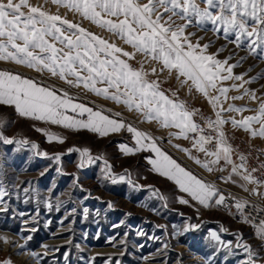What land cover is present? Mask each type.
<instances>
[{
	"label": "snow or ice",
	"instance_id": "snow-or-ice-1",
	"mask_svg": "<svg viewBox=\"0 0 264 264\" xmlns=\"http://www.w3.org/2000/svg\"><path fill=\"white\" fill-rule=\"evenodd\" d=\"M47 3L48 0H45ZM57 9L78 15L82 20L118 37L129 45V52L115 43L109 42L94 32L62 16L59 11H46L42 4L34 5L30 0H0V61H11L38 72L47 71L64 83L123 105L128 111L142 117L143 122H155L163 128H176L178 133H170L176 138L191 139L193 147L204 153L207 159L200 160L191 155L188 149H181L197 165L208 172H223L218 167L220 161L231 165V172L226 180L237 176L244 184V191L264 199V180L257 179L247 169L246 158L240 155V163L232 159L233 148L223 132V126L231 123L233 128L247 132L252 138L264 139V99H259L255 92L244 88L251 83L242 75H234L237 64H229L228 59H217L219 52L227 44L259 55L264 59V0H50ZM189 27L199 31L213 33L217 39L226 42L215 53H209V43L201 44L202 38L193 43L196 34L188 32ZM59 45V46H58ZM137 54L144 57L139 68H133L128 62ZM241 60L244 57L240 58ZM154 61L160 65L159 72L176 74L181 86L187 84L189 91L195 89L211 105L215 119H207L206 127L215 135H205L194 120L196 110L190 111L184 102L174 100L160 90L157 81H149V74L156 75L157 68L145 71L144 63ZM183 77L181 80L180 78ZM255 79V78H253ZM241 81L232 84L233 89L244 88V95L258 101L254 115L242 116L237 120L230 116L227 120L223 112L241 114L248 109L229 104L226 100H240L242 96H228L229 88L218 86V81ZM98 85H103L98 86ZM215 90L216 95H210ZM173 95H175L173 93ZM223 97V100L221 99ZM0 105L13 106L21 117L60 125L73 131L87 130L100 137L118 133L126 129L132 134L135 147L118 145L124 155H134L139 151L155 154L149 159L152 171L172 181L181 193L204 208L222 206L226 197L212 183L199 179L191 171L182 167L157 146L149 134L139 131L123 120L113 119L102 110H94L83 103L75 102L68 92L57 91L38 84L33 79L20 74L0 70ZM219 110L217 111V108ZM73 115H69L68 113ZM119 116V113L115 114ZM259 125V127H253ZM3 121H0V127ZM37 131L44 132L37 128ZM49 142L63 143L62 137L44 132ZM189 134H195L190 137ZM0 141L4 144H25L28 141H13L0 132ZM171 142V141H170ZM214 144V149L208 145ZM176 147H179L178 145ZM32 148H37L35 143ZM68 152H79L80 164L84 167L97 160L103 161L102 171L111 179L124 181L125 176H109L112 165L103 156L91 155L88 148L72 147ZM47 156V153H38ZM56 160L60 155L55 156ZM127 171V170H125ZM252 171H256L253 169ZM235 183V181H232ZM128 183L132 184L131 179ZM254 185L250 190L247 185ZM5 193L0 191V196ZM163 199V197H161ZM180 204H189V199L177 197ZM248 201L237 200L234 207L241 214L244 223H251L244 215ZM111 206V205H110ZM256 211H264L257 208ZM196 228L198 225H190ZM256 235L264 240V218L253 224ZM187 230V229H186ZM223 230V229H222ZM213 240H219L215 232ZM2 239V238H0ZM239 236L237 240H239ZM5 242H7L5 240ZM248 253L246 264H255L252 259L256 254L247 244H237ZM0 264H11L10 260Z\"/></svg>",
	"mask_w": 264,
	"mask_h": 264
},
{
	"label": "rangeland",
	"instance_id": "rangeland-1",
	"mask_svg": "<svg viewBox=\"0 0 264 264\" xmlns=\"http://www.w3.org/2000/svg\"><path fill=\"white\" fill-rule=\"evenodd\" d=\"M30 2L42 4L46 11L52 13L59 11L62 16L66 15L69 20L118 47L133 51L118 37L64 8L57 9L50 0L47 3L45 0ZM187 31L196 34L192 37L193 43L197 38H202L199 40L201 44L211 41L209 53H215L226 44L211 32L199 31L196 27H189ZM229 57V64L239 61L233 74L242 75L244 80L251 81L244 88L255 92L258 100L264 99V59L227 44L218 53L217 59ZM241 57L244 59L241 60ZM142 60L144 57L137 54L135 59L128 62L139 68ZM0 67L16 70L38 84L53 88L57 94L68 92L75 102L94 110H102L113 117L119 113V118L128 120L127 124L149 134L198 173L203 181L214 184L222 194L235 191L248 199V192H243L240 186L244 181L237 176L226 180L231 165L220 161L218 167H223V172H208L189 159V155L181 149H188L192 156L200 160L207 158L193 147L191 139L170 135L178 133V129L163 128L155 122H143L139 114L128 111L123 105L96 96L82 87H72L52 77L47 71L38 72L11 61H0ZM152 67L157 68V74H149V81L155 80L168 88L185 90L191 93V103L199 102L201 105H198L214 112L195 89L190 92L187 84L181 86L175 72L171 75L167 71L161 73L158 63H144L145 71L150 72ZM217 83L220 87L229 88V97H243L224 101V108L233 104L248 109L241 114L223 112L222 116L226 120L230 116L239 120L242 116L255 114L252 110L257 108L258 101L244 95V88L231 87L234 83L239 85L241 81ZM216 94L215 90H210V95ZM68 114L73 115L70 112ZM0 121H3L0 127L3 135L13 141H28L25 144H4L0 141V191L5 193L0 196V261L10 260L11 264H246L248 261V253L233 245L235 235L225 234L232 230L231 224L214 216L219 215L217 206L204 208L191 201L172 181L144 164L140 152L124 155L120 151V144L136 146L132 134L126 129L100 137L87 130L73 131L60 125L21 117L13 106L5 105H0ZM229 125L230 122L224 126ZM37 128L62 137L64 142H49L44 132L37 131ZM254 139L264 143L260 137ZM33 143L37 148H32ZM72 147L88 148L94 158L102 155L112 165L109 176L123 175L126 179L112 183L102 171V160L78 167L80 154L68 152ZM41 152L48 155H39ZM57 154L60 155L59 160L55 159ZM128 179H131L132 184L128 183ZM179 196L189 199V204L178 203ZM221 224H224L225 233ZM190 225L198 227L191 228ZM212 232L217 234L219 240L212 239ZM244 238L242 240L246 242ZM250 249L256 254L252 257L256 259L255 264H264V261L259 262L262 255L258 248L252 244Z\"/></svg>",
	"mask_w": 264,
	"mask_h": 264
},
{
	"label": "built area",
	"instance_id": "built-area-1",
	"mask_svg": "<svg viewBox=\"0 0 264 264\" xmlns=\"http://www.w3.org/2000/svg\"><path fill=\"white\" fill-rule=\"evenodd\" d=\"M133 68H137L135 64L132 65ZM159 87L165 91L166 94L170 95V97L174 100H178L180 102H184L187 108L192 111L196 110V115L194 120L197 124H199L202 128H205V135H215L212 130L206 127V120L212 119L214 120L215 113L210 111L209 109L203 108L202 106L198 105V103H191V94L187 93L185 90H177L175 87L168 88L163 86L161 83ZM173 93L175 95H173ZM223 132L228 143L233 148L232 159L235 163H240L239 156L243 155L246 158L247 162V169L251 174L256 177L257 179L264 180V143L261 141H255L250 138L247 133L241 129L233 128L232 125L223 126ZM190 137L194 136L195 134H189ZM209 148L214 149V144L208 145ZM256 169V171H252ZM254 187V185L249 184V190ZM259 191L264 192V188H260ZM246 192V191H243ZM226 197L225 204L222 206H226L229 210L233 211L235 215H241L237 212L236 208L234 207L237 200L240 201H248V205L244 209V215L248 217L251 224H258L260 219L264 218V211H256L257 208H264V199H262L258 195L250 194L248 192V199H241V193L235 191H228L227 193H223ZM221 223V222H219ZM221 229H224V224H221ZM235 235V240L237 243L243 245V240H237L239 235ZM240 238V236H239ZM264 242V240H262ZM244 249L243 247H241ZM259 262H262V259H259Z\"/></svg>",
	"mask_w": 264,
	"mask_h": 264
},
{
	"label": "bare ground",
	"instance_id": "bare-ground-1",
	"mask_svg": "<svg viewBox=\"0 0 264 264\" xmlns=\"http://www.w3.org/2000/svg\"><path fill=\"white\" fill-rule=\"evenodd\" d=\"M241 199L244 198L241 196ZM217 207H218L217 209L219 210L217 214L219 215L214 214V216L216 218L223 219L231 224L232 230L229 232V234L233 235L235 232L237 235L240 236V240L246 237L245 240L246 242H244V244H247L249 247L253 244V246L258 248L259 252L262 255V261H264V242H262V240L256 235V231L253 227V224L244 223L241 215H235V213L229 210V208H227L226 206H217ZM254 261H256V259Z\"/></svg>",
	"mask_w": 264,
	"mask_h": 264
},
{
	"label": "crops",
	"instance_id": "crops-1",
	"mask_svg": "<svg viewBox=\"0 0 264 264\" xmlns=\"http://www.w3.org/2000/svg\"><path fill=\"white\" fill-rule=\"evenodd\" d=\"M0 70H5V71H10V72H12V73H16V74H20V75H22L21 73H19V72H17L16 70H9V69H5V68H2V67H0ZM22 76H24V75H22ZM24 77H26V78H29V79H31L30 77H27V76H24ZM35 81V80H34ZM36 82V81H35ZM42 86H46V87H49V86H47V85H42ZM51 88V87H50ZM53 89V88H52ZM94 109V108H93ZM104 114H106V115H109L111 118H113V119H118V120H123V121H125L126 123L128 122V120H126V119H124V118H119L118 116H115V117H113V116H111L110 114H108V113H106V112H104ZM156 142V141H155ZM156 144H157V146L158 147H160L161 148V150L162 151H164L167 155H169L172 159H174L177 163H179L182 167H184L185 169H187V170H189V171H191L194 175H196L199 179H201L200 178V176L198 175V173H196L195 171H193V170H191V168L186 164V163H184V162H182L181 160H178L175 156H174V154H172L169 150H167L163 145H161V144H159L158 142H156ZM140 152V155H141V159H142V162L144 163V164H146V165H148V166H151L152 167V165L149 163V159H155L156 157H155V154L153 153V152H151V150H149V151H139ZM166 178V177H165ZM167 179V178H166ZM202 180V179H201ZM173 183V182H172ZM173 185L174 186H176L174 183H173ZM177 187V186H176ZM223 232H224V229L222 230ZM225 233V232H224ZM225 234H227V235H229V232L228 233H225ZM235 244V241H233V245Z\"/></svg>",
	"mask_w": 264,
	"mask_h": 264
}]
</instances>
